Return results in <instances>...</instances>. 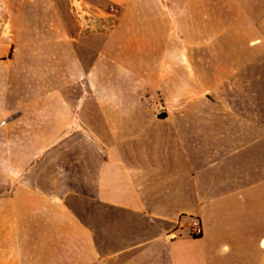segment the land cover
I'll return each mask as SVG.
<instances>
[{
  "label": "crops",
  "instance_id": "crops-1",
  "mask_svg": "<svg viewBox=\"0 0 264 264\" xmlns=\"http://www.w3.org/2000/svg\"><path fill=\"white\" fill-rule=\"evenodd\" d=\"M90 50L49 59L47 109L40 65L0 54V264H264V53L219 42L193 73L163 58L144 79ZM61 141L41 187L36 158Z\"/></svg>",
  "mask_w": 264,
  "mask_h": 264
},
{
  "label": "rangeland",
  "instance_id": "rangeland-1",
  "mask_svg": "<svg viewBox=\"0 0 264 264\" xmlns=\"http://www.w3.org/2000/svg\"><path fill=\"white\" fill-rule=\"evenodd\" d=\"M241 39L249 41L250 62L264 53V0H0V54L9 47L8 58L40 65L34 82L42 109L49 59L56 58L63 71L66 59L88 60L96 53L90 49L104 44L106 59L148 79L163 64L193 73L194 65L208 64L211 44L234 49ZM257 65L249 66L254 77ZM65 155L63 141L41 147V187L50 188L54 180L50 168L57 165L64 173ZM6 165L0 163V171Z\"/></svg>",
  "mask_w": 264,
  "mask_h": 264
},
{
  "label": "built area",
  "instance_id": "built-area-1",
  "mask_svg": "<svg viewBox=\"0 0 264 264\" xmlns=\"http://www.w3.org/2000/svg\"><path fill=\"white\" fill-rule=\"evenodd\" d=\"M147 106H149L152 110L161 112L164 110V105L159 99H148L146 102ZM181 225L182 228H185L187 235L191 237H201L204 233L203 224L199 216L189 215L184 223Z\"/></svg>",
  "mask_w": 264,
  "mask_h": 264
},
{
  "label": "bare ground",
  "instance_id": "bare-ground-1",
  "mask_svg": "<svg viewBox=\"0 0 264 264\" xmlns=\"http://www.w3.org/2000/svg\"><path fill=\"white\" fill-rule=\"evenodd\" d=\"M263 244H264V241H263Z\"/></svg>",
  "mask_w": 264,
  "mask_h": 264
}]
</instances>
